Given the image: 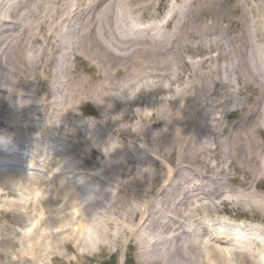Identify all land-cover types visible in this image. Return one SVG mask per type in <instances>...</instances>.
Returning a JSON list of instances; mask_svg holds the SVG:
<instances>
[{
    "label": "bare ground",
    "instance_id": "obj_1",
    "mask_svg": "<svg viewBox=\"0 0 264 264\" xmlns=\"http://www.w3.org/2000/svg\"><path fill=\"white\" fill-rule=\"evenodd\" d=\"M13 1L0 0V88L35 86L31 93L39 96L47 85V98L60 103L56 118H72L73 111L92 104L107 119L95 124L98 132L82 127V142L101 140L107 152L90 174L74 172L64 179L67 168L55 178L52 194L43 193L31 208L22 197L11 199L7 212L17 226L30 229L29 217L38 219L31 231L0 228L5 256L12 264L38 259L39 264H49L57 256L68 259L87 250L116 249L126 237L144 264H243L215 245L185 242V232L179 230L187 220L195 223L207 208L201 205V194L218 193L222 203H229V198L241 201L237 192L223 191V164L238 166L245 182L252 181V190L264 181V71L259 61L264 62V53L259 56L250 43L251 32L240 33L235 52L243 77L237 93L244 96V114L239 117L238 110L229 108L234 87L209 65L218 59H193L204 44L200 37L215 33L223 23L226 28L240 26L233 13L221 12L212 24L190 21L188 29L191 15L214 6L211 1L169 0L173 4L159 19L154 17L155 0H98L95 14L76 31L70 26L72 17L96 0H20L19 6ZM227 3L240 11L237 0L223 1ZM7 26L14 29L4 30ZM187 34L198 37L199 44L193 46ZM255 38L262 44L261 33ZM69 48L73 51L67 53ZM50 62L52 72L47 70ZM90 66L97 72H89ZM250 92H257L259 99ZM22 97L31 100L13 96L7 102L0 95V106L21 105L16 112L23 117L45 105L29 95ZM59 128L67 127L61 123ZM5 155L0 149V163L45 164L42 154L37 161L20 150L9 149ZM226 180L233 185V180ZM9 188L13 197L19 195L16 179ZM229 231H234L233 241H243L237 228L219 226L212 234L225 239Z\"/></svg>",
    "mask_w": 264,
    "mask_h": 264
},
{
    "label": "rangeland",
    "instance_id": "obj_2",
    "mask_svg": "<svg viewBox=\"0 0 264 264\" xmlns=\"http://www.w3.org/2000/svg\"><path fill=\"white\" fill-rule=\"evenodd\" d=\"M20 0H14L16 6H19L21 3H17ZM88 2V0H85ZM84 1V2H85ZM169 0H155L156 3H151L152 6H154V10L156 11L155 18H162L165 14L167 7L170 6V3H168ZM210 3L214 6H210L203 10L202 12L199 11V13L195 16L191 15V18L187 20V23L189 24L190 21L195 23V25H198L199 23L203 22L208 24H212L214 19L217 17V13L220 14L221 12L226 13H233V18L236 20L238 19L240 26L238 28L236 27H227V23H223L219 27V29L215 30V33L206 35L204 37H200L204 44H202L201 49L195 51V56L193 59L196 61L198 60V57L200 55L205 56L207 58H217V61L209 62V65H211V68L218 72L219 75H221V79L225 80V82L233 86V94L231 97H229L231 100L234 101L232 105L229 106L233 110H238V116H241V113L243 112V107L240 105V102L243 101L244 96L238 95L237 91L240 89L239 83L243 80V77H240L241 71L238 67V57L236 56V49L240 46L241 42L238 37L240 36L241 32H245V34L250 35L251 32V39L249 38L250 43H253V45H256V49L259 56L263 55L264 53V0H252L253 3H246L245 0H237L238 3H235L239 6L240 11H236L234 7V3H227L223 5L224 0H209ZM233 1V0H231ZM61 3H65L64 1ZM130 3V0H129ZM216 3V4H215ZM101 3H99L98 0L96 2H92L91 4H85L80 7L79 13H77L74 17H72V22L70 24L72 29H78L82 26L83 22L86 21L88 17L95 14V11L98 9ZM60 8H63L62 5H60ZM100 9V8H99ZM132 10H134L132 8ZM199 10V8H197ZM133 12V11H132ZM198 12V11H197ZM196 13V12H195ZM193 16V17H192ZM153 17V18H154ZM152 18V17H147ZM193 19V20H192ZM192 24V23H191ZM190 28V24L188 25V29ZM14 29V26H7L4 30L11 31ZM75 30V31H76ZM22 31V29H20ZM256 33H261L262 35V44L257 43L256 41L259 39L255 38ZM187 41H189L193 46H197L199 44L200 39L197 37H194L193 34H187L186 37ZM256 43V44H255ZM207 46H210L208 50ZM262 46V47H261ZM72 48H69L67 50V53L72 52ZM64 54V52H63ZM222 57H221V55ZM61 54H58L57 57H60ZM258 56V57H259ZM190 56L187 54L186 60H189ZM51 60V57H49V61ZM260 66L261 69L264 71V62L260 60ZM54 62H50V66H48V71H53ZM89 69V67H87ZM89 69V72L96 73V69L91 67ZM182 73V69L180 71ZM217 74V73H216ZM185 78H187V74L184 75ZM227 77V78H226ZM182 79V81L185 80ZM219 79V76H218ZM20 86H13L9 89L6 88H0V95L5 96L4 99H6L7 102H11L14 97H21L27 99V97H22L23 95H29L31 97L37 96V94L31 93L32 90H34L35 86L26 85V89H23ZM43 91L41 94L37 97L32 98L33 100H36V103H45L44 106L36 107L32 110V112H27L25 116L21 117L22 114H18L16 112L17 109H20L21 105L14 106L13 109H10V107H4L0 106V124H3L0 128V137L9 136L12 134H17V136H20L21 139L25 140L28 137H34L37 135H43V136H54L57 137L58 140L64 141L67 143V146L71 144L72 147L77 146L80 141L82 140L79 130H74L73 125L75 128H80L81 126L88 127L89 130H93L95 124H103V120L107 119V116L99 112L98 108H95L92 104L83 105V108H79L76 111H73L72 118H65L63 116L64 114H61L60 118H56L55 115V109L59 107L60 103H51L52 101L47 98L49 95V91L47 88V85L43 87ZM56 90V89H55ZM6 91L9 92L10 95L6 94ZM56 93H58V90H56ZM250 94L254 95V100L259 99V94L255 92H250ZM60 100V95L57 94ZM120 99L125 101L126 96L122 95L120 96ZM214 99V97H213ZM31 100V99H27ZM235 114V113H234ZM233 114V115H234ZM33 116V119L32 117ZM235 117L236 114H235ZM233 118V116H232ZM238 119V118H236ZM233 120V119H232ZM18 123V124H17ZM61 123L66 124L65 130H60L59 125ZM19 125V126H18ZM221 128L224 127V124L221 123ZM101 132L106 134V130L101 128ZM108 135V133H107ZM105 136V135H104ZM90 140L91 144L89 145V149L92 150L91 154H88L85 158H76V160H70L69 164L65 168L67 169V172L65 174L64 179L69 178L72 176V174L75 172L80 173L82 175H87L92 173V166L102 157V153L105 154L107 152L106 145L102 144L101 149L102 152L100 153L97 151V143L93 141L91 138ZM111 141V139L109 138ZM66 146V147H67ZM66 153H68V150H65ZM83 159L85 162H83ZM222 168L224 169L223 173L230 178V180H233V185L228 184L227 177L224 174L219 175V179L225 178L224 181L226 185L224 186L223 191H233L237 192V195H240L241 201L237 202L236 198H229V203H222V199H218L216 197L217 194H210L206 193L207 196L201 194L199 197H204L205 201H201V205L209 204L207 206V210H221L224 209L227 212H230L232 214H238L241 215L240 217H250L254 219H258L260 223L264 224V181H262L259 184V187L252 190L253 187H251L252 181L250 178L247 179L245 182L246 175H244L242 172H240V168L238 166L229 167L227 164H223ZM229 169V171H227ZM200 175V174H198ZM201 176V175H200ZM213 176V175H211ZM245 178H244V177ZM216 177V176H214ZM43 181V180H42ZM45 183H32L30 181H23L20 182L21 190L16 191L15 193L18 196L13 197L11 195V190L9 188L10 180L2 181L0 180V228L5 229V231L11 230L13 232H19L21 230H26L27 227L21 228L17 226L15 223H13L11 217L9 216L8 209L11 208L10 204L11 199H20V197L24 198L23 200L26 202V205L28 204L29 200H33L36 193L38 191H43V193L52 194V186ZM55 184V183H54ZM252 190V191H251ZM22 191H25L26 194L20 195ZM14 193V192H12ZM200 193V192H199ZM202 193V192H201ZM238 197V196H237ZM36 200V199H35ZM34 200V202H35ZM240 200V199H239ZM29 201V207L31 208L33 205V201L31 203ZM261 203V204H260ZM250 204V205H248ZM260 204V205H258ZM253 207L257 209H252ZM191 218V217H190ZM188 218V219H190ZM28 225L31 228L34 227L35 223H37V219L32 221L31 216L29 217ZM192 220H187L186 223L182 226V230H179L180 233L185 232L186 237H183L185 242L190 243L191 241H203L207 242V245H215L218 247L217 244L214 242H209L208 239L204 238H195L191 235V230L193 229ZM260 233V231L258 230ZM188 233V234H186ZM191 233V234H190ZM264 234V232H263ZM134 235V234H133ZM133 235L129 236V240L133 237ZM134 242H130L127 240L126 237L122 238L121 243L119 244L118 248H109L103 250H87V252H84L81 256H75L73 255L71 258H60V257H53L52 260H49L51 263L49 264H144L140 258L138 257L137 253V247L133 245ZM258 246L254 247L255 249ZM5 247H0V264H12V261L10 260L9 256H5L6 254L4 252ZM252 249V250H255ZM251 250V251H252ZM27 262L25 264H39L38 262H41L38 260H26ZM240 264V263H238Z\"/></svg>",
    "mask_w": 264,
    "mask_h": 264
}]
</instances>
